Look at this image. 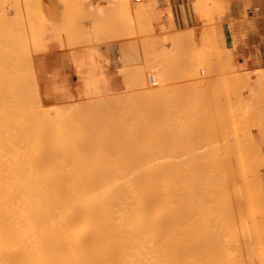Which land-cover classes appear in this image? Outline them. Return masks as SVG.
Listing matches in <instances>:
<instances>
[{"label":"bare ground","instance_id":"obj_1","mask_svg":"<svg viewBox=\"0 0 264 264\" xmlns=\"http://www.w3.org/2000/svg\"><path fill=\"white\" fill-rule=\"evenodd\" d=\"M23 2L24 1L19 2L18 0H0V264H264V152L245 153L243 152L245 151V148L242 152H236L240 150V145L239 148H234L236 150L234 153H227L226 149V153L224 152L222 154V151H224L223 149L227 147L223 144V148L219 142L220 147L223 148L219 151L221 153H214L212 151L217 147L219 148V145L213 148L209 153L206 149H209V147L213 145L210 140L208 142V144L210 143V146L208 148H206L207 146H204V148H206L204 151H206L207 154H201V149L203 148L200 149L201 151L199 154L191 152L187 153V151H184L186 154H182L184 152L181 154L177 153L179 152L180 147L177 152L174 149H176L175 147H178L177 141H179L178 139L182 136L176 138L177 146H173V142L175 144L174 140L176 139L172 138V140H170V132H166L169 130V125H166L165 122H167V119L170 120L169 115L172 116L175 114L177 121L175 122L176 119L173 115L171 118H173L172 121L174 122L168 120V123L173 127L176 124L179 129L180 127H185L187 122H190L188 120L191 119L190 126L192 125V127L188 125L186 127H189L192 130L194 126L197 128V126L200 125V121L198 122V120H196L198 123L196 126L194 118L197 116L196 114L198 112H196V116H192V118H189V116L194 114L189 115L188 113V116L185 115L189 118H187L188 120H185L186 117L184 119L182 116L186 122L182 119H178L179 117L177 114L178 112L180 113L181 108L184 105H182L177 113L175 110L176 108L178 109L179 106L175 104L177 107L175 106L174 108V105L173 107L171 106L172 103L167 105L170 102L167 103L165 97L168 95L170 100L173 98L172 96H169L170 92H167L168 94H165L166 96H164L165 92L141 93L143 94V98L154 99L153 101L155 103L158 100H155V98H159L163 95L164 98L161 97L163 98V103L166 101L165 105H167V107L170 106V108L172 107L174 113L170 114L169 112H172V110H170V108L164 109V107H166L164 106L163 108L160 107V111H163L164 109L165 113L157 111L159 113L157 116L156 112H154V110H157V107L156 109L154 108L155 105L151 107V109L143 106L140 108H143L141 112L137 111V113H141H138V118H140L139 128H135L138 123L136 125L133 122H136L138 119L135 120L134 117L130 124H125V121L127 122V120L123 122L119 121L118 118L120 115L117 116V113L119 112H115L113 108V114H117L115 116L117 117L118 123H124L123 126L121 125L122 128H119L120 126L118 127V125L117 128H115L116 119L115 116H113L112 111H110V108L113 106L110 108L105 106L110 111L109 113L108 110H106V113L111 114L109 115L110 118H108V120L114 118L113 121L115 125L113 126V131L110 130L112 126L109 129L107 128L110 127L108 125L112 124L113 121L111 120V124H104L105 127L107 126L106 128L101 126L103 124L100 125L99 122L98 124L90 123L91 118L81 114L83 103H81L82 107H80L82 109L81 113H79L78 108H74L80 106L73 105L74 101L72 104L70 103V108L68 103V105H66L68 106L67 109L58 107L64 111L69 109L70 111L72 110V113L70 112L71 114L66 111L68 116L70 115L69 117L66 116L67 114L62 110V113L60 111L57 115L59 109L56 111V108L54 109L56 114L53 113L51 115L47 110L50 111L52 109L45 107L46 105L44 103L46 102L43 100L44 97L47 95L49 96L53 87H51L49 93H47L48 91H44L47 94H43V100L41 98L44 107L47 109L46 110L36 93V88L33 89L36 85H31L32 82H35L33 81V73H29V71L26 73L27 75H24V72H27L30 69L28 67L22 69V67L29 65L31 68V63L28 62V50H26L27 54H24V52H26L25 47H28H24V44H26V40L24 39L28 37V34H26V38H23L24 30L21 29L23 25L21 27L19 26L22 23L19 21L21 20V13L19 14L20 10L18 9H21L20 3ZM121 2V9H123L122 4L125 8L129 6V0H122ZM29 3L27 4L28 6L26 5L23 7L25 10L27 9V12L31 5ZM58 5L61 6L60 4ZM67 6L69 8V3ZM9 8H12V11H10ZM7 9L12 12V14L14 13L13 15L10 14L11 17L13 16L12 20L10 16L8 19ZM15 12L19 15H16L17 23L14 21L16 18L14 17L16 14ZM31 12L32 11H30V13ZM22 13L25 16V13ZM12 22L15 26L12 25ZM35 23L34 20V24ZM23 28L26 30V26H23ZM39 28L40 25L38 29L35 27V31H33L34 33L37 32L36 35H38ZM67 30L68 29H66V31ZM81 31L83 32V30ZM39 33L41 34V31ZM219 35L222 39V31H220ZM39 37L41 39V36ZM39 37L34 40H32L33 37H31L30 41L27 38L29 48L32 41L35 42L36 40L39 43ZM34 42H32L31 45L33 44L35 46L36 42L35 44ZM71 42L73 43V40ZM213 45L215 47L214 43ZM38 46L40 45L38 44L34 48ZM22 49L24 50L22 51ZM35 54H38V52H34V55ZM25 55L28 57H26L27 60L26 58L24 59L27 61V63L24 64L21 59H23V56ZM20 56L23 58H20ZM229 66L230 64L227 63L225 68L228 69ZM26 68L28 69L27 71H25ZM236 68L238 69V66H236ZM39 71H41V69ZM229 72H231L230 69ZM28 77L33 79L29 78L30 80H28ZM46 78L47 77L44 79L43 77L44 80H46ZM86 78H89V76ZM99 81L100 78L98 82ZM91 83L88 82V84ZM94 83L98 85L97 81ZM250 83L252 85L251 81ZM256 83L257 82H255V84ZM245 84H247V81ZM245 84L241 87H244L245 89L247 88L246 92L248 94L250 93L248 96L252 94L250 92L252 91L254 92L253 98H255L254 95L257 97V93H255L258 91L257 88L260 90L262 88H260L259 83V87H257V85L254 86L257 88H254L251 85L248 86V84L246 86ZM225 85L224 87H226ZM260 85L263 86L262 84ZM198 87L199 86L196 88L197 92L196 89L194 90L195 87H191L195 91L194 92L191 89L195 96L199 93V88L202 89V87ZM88 88L89 85H87V89ZM185 88L186 87L183 88L184 90L181 88L178 89L180 91H185ZM215 88L216 87H214V90L217 91L218 89L216 88V90ZM228 88L226 87V90L223 91V93L226 92ZM204 89L206 90L204 91ZM207 89L210 90L212 87H203V90L201 91L205 92L204 96L206 95V92H208ZM55 90H57V88ZM89 90L90 89H88L86 93L89 92ZM96 90H98V88H96ZM186 90L188 91V88ZM214 90L212 89L211 91ZM231 90L229 89V93ZM234 90H237V88ZM238 90L241 91V88L239 87ZM176 91L177 90H175L174 93ZM240 91H238L239 96L237 97H240ZM62 92H58L59 95ZM99 92L100 91L96 94L97 97L99 94H103ZM52 93L53 92H51V94ZM64 94L69 95V93L63 92L61 96H64ZM90 94L92 95L93 93H89V95ZM180 94H182V98H185L183 97V93ZM201 94L203 93L200 92L199 96ZM208 94L206 96H208ZM260 94L258 96H260ZM52 95H57V93ZM103 95L101 96L103 97ZM213 95L211 94V97L209 95V97L204 98H210L209 100L211 101L212 98L214 100V97H212ZM65 96L64 98L67 97ZM199 96H196L197 100L199 99ZM216 96L217 94H215V98ZM97 97L96 100H101V98ZM115 97L116 96H114V98ZM237 97L235 95V101H238ZM261 97L263 98L264 95H261ZM60 98L63 99V97ZM118 98L119 96L115 98V100ZM180 98L178 99L179 102L181 100ZM190 98L191 97L189 96V101ZM201 98L202 97H200V99ZM234 98L228 99L234 100ZM169 99L168 101H170ZM193 99L195 98L193 97ZM202 99L198 101V103L200 102L199 105L202 104ZM96 100L94 98V102ZM102 100H104V97ZM223 100H225V98ZM85 101V104H87L88 100ZM129 101H131L130 98ZM153 101L150 100L149 102L151 103ZM227 101L228 100L225 102ZM91 102L89 101L88 104L92 106L93 104H91ZM131 102L133 104L135 101L132 100ZM196 102L197 101L195 100V103ZM262 102L264 103V100ZM77 103L80 104L79 102ZM98 103H95L94 105ZM128 103V106H125L127 108H129L130 105ZM215 103L216 102H214V104ZM239 103L242 102H237L235 105H240ZM214 104L211 101L208 106H214ZM229 104L227 105L226 103L224 106L228 107ZM242 104H244V102ZM107 105H109V103ZM161 105L163 104L161 103ZM188 105L189 103L187 106ZM248 105L252 106L254 103ZM194 106L196 107V105ZM221 106L223 107V105ZM221 106L219 109H221ZM245 106L247 107V105ZM63 107H65V105ZM192 107L191 111L193 110ZM215 107L213 109H215ZM133 108L135 109L134 106ZM74 109H77L78 113H74ZM199 109L201 108L199 107ZM219 109L216 111H219ZM243 109L245 110V108ZM86 110L89 111L88 109ZM204 110L205 109H203L201 115L204 114ZM209 110L211 111L210 108ZM227 110L229 111V107ZM133 111L135 112V110ZM151 111H153L156 116H153ZM246 111L248 112L249 110L243 112L246 113ZM239 112L236 111L234 113L236 114ZM127 113L129 112L127 111ZM244 113L241 112L243 115ZM59 114L65 115L62 117L60 116L62 120L64 119L63 121H61ZM103 114L104 113L101 114L102 119L104 117L103 120H107L105 117L107 114L105 116H103ZM180 114L182 115L184 113ZM229 114L228 116H231ZM249 114L250 113L245 116H248ZM125 115L126 114L123 116ZM132 115L130 114V117H132ZM234 115L231 116V119H234L233 124L235 126V120L238 119L236 117L239 115L238 117L240 118V114H236L235 117ZM251 115H254L253 111ZM91 116L92 114H90V117ZM98 116H100V114ZM161 116H163V118ZM245 116H242L243 119L241 120H244ZM257 116L259 117L260 115H256V119L258 118ZM159 117L162 118L161 120H165L164 122L160 120V122L165 124V129L163 130H166L165 132L167 134L163 132L161 128L158 129L159 132L162 131V133L158 132L159 134H157L158 130L156 127H159L161 124L158 123ZM202 117H204V115ZM202 117L200 116V118ZM206 117L207 120L205 117L203 118L205 119V122H202V128L198 127L200 129L199 131H197L198 129L196 130L195 127L193 128V131H196V133L199 132L196 134L197 136L199 134L201 135L205 130H209V128H207L208 123L206 124V121L209 122L208 115ZM254 117L251 119H254ZM262 117L261 120L260 118H258V120L262 121L264 116ZM126 118L128 117H125V119ZM197 118L199 119V116ZM231 119L230 123L232 122ZM251 119H249V123L252 121ZM108 120L104 121V123H110ZM258 120H256V122ZM213 121L215 123V120ZM221 121L220 123H222ZM260 121L257 123L255 122L256 124H259L258 127H261L262 123L260 124ZM192 122L193 124H191ZM228 122L226 123L228 124ZM243 122L248 124L245 121ZM156 123L158 124L156 125ZM163 124L160 127H162ZM250 124L252 125V123ZM179 125L181 126L179 127ZM234 126L231 124L232 129L234 128L233 131L236 138L238 135H236ZM184 127L180 129L182 132L180 130L178 132V129H176L178 135H183V132H185ZM262 127H264V125ZM212 128L210 129L211 131ZM243 128L244 127L241 126V129ZM248 129H251V127ZM255 129H257V127H255ZM201 130H203V132ZM215 130L217 131V129ZM188 131L190 130L188 129ZM247 131L249 132V130ZM172 132V134H175V130H172ZM164 133L168 136H164ZM185 133H187V131ZM205 133L208 134L209 132L205 131ZM114 134L117 136L115 139L113 136ZM160 134H163L162 136H164L161 138L167 140L166 142L162 139L166 142L165 145H168L169 141L172 142V146L170 145V142L169 145L172 149L174 148V152L172 151L171 153V151H169L170 153H165V146L160 149L164 143L161 141L160 146H158L159 139L158 142L155 139V136H160ZM177 134L175 135L177 136ZM207 134L205 135L207 136ZM219 134L221 135V133ZM136 135L139 137L137 136L138 138H136ZM248 135L250 134L248 133L247 137ZM103 136H107L105 138L111 136L108 140L112 139L113 136V139L109 140V143H111V141H120V144H122L120 150L117 149V147L119 148L118 142V144L113 142L115 145H110L113 147L117 145V147L114 148L120 152L118 151L112 155L111 153L115 151L113 148L112 151L110 150V155L108 151L109 148L106 149L107 152H104L103 147L99 145ZM171 136L173 137V135ZM166 137L169 138V141ZM191 137L193 139V135ZM191 137H187L186 140L188 143L192 141ZM201 137L199 136V138ZM208 137H210L209 134ZM232 137H230L232 140H236L233 135ZM250 137L247 142H249ZM261 137L263 136L261 135ZM261 137L260 140H262ZM183 138L184 136L181 138L182 142ZM230 138H227L229 142ZM154 139L156 141H154ZM189 139L191 141H189ZM221 139L222 138L220 137V140ZM237 139H239V137ZM105 140L103 142L106 143V145L109 144ZM121 140H126L125 142H128L127 147ZM199 140H203L204 143H207L204 141L207 140L205 137L198 139V141L195 140V142H198L199 145H201ZM234 140L229 144H233ZM251 140L253 139L251 138ZM260 140L259 143L261 144L262 141ZM242 141L241 144H243ZM156 142L157 144L155 146ZM179 142L182 144L181 141ZM236 142H234L233 147L236 146ZM188 143V149L190 145H194L193 141L191 144ZM122 146L124 149H122ZM156 147L157 149L159 147L160 151H157V149L155 150ZM248 147L250 146L247 145L246 149ZM256 147L257 145L255 146V149L257 150ZM181 148L184 149V146H181ZM186 148L187 147H185V149ZM230 148L229 150H233ZM88 150H91V152L93 151L94 153L88 155L85 153L89 152ZM161 150L165 152H161ZM258 152H260V150Z\"/></svg>","mask_w":264,"mask_h":264},{"label":"rangeland","instance_id":"obj_2","mask_svg":"<svg viewBox=\"0 0 264 264\" xmlns=\"http://www.w3.org/2000/svg\"><path fill=\"white\" fill-rule=\"evenodd\" d=\"M18 1L19 2L20 1L26 2V3H24V2L20 3L21 9H18V10H20L19 14L21 13V20H22L21 21L18 19L22 23L19 26L20 27L22 25L24 27L26 26L27 31L25 30V28H23V26L21 27V29L24 30L23 33L25 35L28 34V37H27V35L25 36L23 33H21V34H23V38L27 37L29 39V37L31 36V37H33L32 40H34L37 37L41 36V39L39 37V43L36 40H35L36 44L34 41H32V42H34L35 46H37L38 44L40 46L34 48L35 46L33 44L31 45V43H32L31 42L30 43L31 49L29 48L28 39L27 38L24 39V40H26V44H27V45L24 44V47L28 46L27 48L25 47V51L28 50L29 57L25 55V56H23L24 58L22 56H20V58L21 57L23 58L21 60H23V63L25 64V63H27L26 57H28V62L31 63V68H30V65L24 66V67H22V69L23 68L25 69V67H28L30 70H28L26 68L25 71L28 70L27 72H24L23 70L22 71L24 72V75L26 73H28L29 71H30L29 73H31V72L33 73L34 79L30 78L31 75L29 74L30 77H28V80L33 79V81H35V82H32L31 85L32 86L36 85V87H34L33 89L36 88V93H37L42 104H43V102H42L43 94L46 93L44 91H48L47 93H49L51 87H53L49 93V96L44 95L46 97H44V100H43L46 102V103H44L46 105L45 107H47L48 109H52L50 111L47 110L43 104V107L51 115L53 113L56 114V111L59 109V111L57 112V115H58V113H60V111L62 110L58 107L67 109V107L69 106V108H70L71 104L75 101L76 103L77 102L80 103V104H78V103L76 104L75 102L73 103V105H75V106L80 105L79 107H74V108H78L79 113H81L82 109L80 107H82L81 103H83V107H82L83 110H82L81 114L86 115V117L89 116L88 118H91L90 123H92V124H94V123L98 124V122H99L100 125L103 124L101 126L106 128L107 127V126L105 127L106 123L111 124V121H113V119H114L111 117L112 120L111 119H110L111 121L108 120V118H110L109 115H111L109 113H110V111H112V114H113V108H114L115 112H119V113H117L118 115L115 114L117 116L120 115L118 118L119 121L123 122V121L127 120V122L125 121V124L126 123L130 124V123H132L131 121H133L132 118L134 117L135 120L138 119L136 122H133L136 125L138 123L137 127H135V128H139L140 118H138L139 117L138 113L141 114L140 112H141V110H143V108L140 109L141 107L146 106L147 108L149 107L151 109V107H153L155 105L154 108L156 109V107H157V110H154V112H156V114L158 116V114H159L158 112L165 113L164 109L170 108V106L167 107V105H169L171 103H172L171 106L173 107V105H174V108L176 105L179 106L178 109L176 108L177 111L174 109L176 113L178 112V110H180L182 105H184L180 111V113H184V114L181 115L178 112V114H177L179 117L178 119H182L183 121H185V120H188L189 118H192V116L197 115L194 118V121L196 122V126L198 125L196 120H198V122L200 121L199 122L200 125H198L197 128L195 126L194 127L196 128V130L198 129L197 131H199L200 130L199 128L200 127L202 128V126H203L202 122H205L204 121L205 119L207 120L206 116L208 115V118H209L208 121L209 122L206 121V124L208 123L207 128H209V130L208 131L205 130V131L209 132L208 134L210 137H208V134L205 133V131L203 132V130H201L203 133H201V135L199 134L197 136L196 134L199 132L196 133V131H193L194 127L192 128V130H191V128L186 127L187 125L190 126L191 119L188 120L190 122H187L185 127L183 126L185 128L184 129L185 132L187 131V133L188 132L189 133L187 134V133L183 132V135H181L180 133H179L180 135H178L176 132L177 131L176 129H178V132H179V130L182 129L183 127H180L181 125H179V127H180V129H179L176 124L173 127L172 125H170L168 123L169 121L174 122V121H172L173 118H171L173 115H174V118L176 117L175 114H173L174 113L173 108L171 107L170 110H172V112H169V113L170 114L172 113L173 115L172 116L169 115V113H168L169 109H168L167 113L170 117V120L167 119V117H166L167 122H165L166 125L167 124L169 125V127H168L169 130L168 131L163 130V129H165V124H163V122L165 120L164 119L161 120L163 118V116H161L162 118L159 117V121L157 120L159 124L161 123L160 120L163 121L160 124V126L162 124H163V126L162 127H160V126L156 127V125L158 124V123H156L155 127L158 130L157 134H159L160 132L162 133V131L159 132L160 128H161V130H163V132H165V131L170 132L169 133L170 134L169 137L171 138L170 140H172V138L176 139L178 136L179 137L184 136L185 139L183 138V142L181 139L182 137L178 139L179 141H181L182 144H180V142L177 141V139L176 140L173 139L175 141V144L173 142V146L178 145V147H175L176 149H174V148L173 149L176 150V152H177L178 148L180 147L179 152H177V153L181 154L182 152L187 151V153L191 152L194 154H196V153L199 154L200 151L202 150L201 154H203V153L207 154L208 151L210 153V151L213 148L217 147L219 145V142L221 143V146L223 148H224V146L227 148L223 149L219 145V148L218 147L216 148L218 150H216V149H214L215 151L212 150L214 153H221L219 151H221L222 149L224 150V151H222V154L226 151V149H227V151H226L227 153H231V152L234 153L236 151L235 149L239 148L240 145H241L239 148L240 150L236 151V152H242L244 150V148H245V151H243V152H245V153H256V152L257 153H263L264 152V148H263L264 147V134H263L264 127H262L264 125V123H263L264 119H262V121H260L261 118H263L262 116H264V114H263L264 111H262V110H264V103L262 102L264 100V97L263 98L261 97V95H264L263 94L264 93V91H263L264 90V87H263L264 83H262V82H264V0H138V1L129 0V6L127 8H125L124 5L122 4L123 9H121L122 7L120 4V3H122L121 2L122 0H68V1L67 0H63V1L62 0H59V1L58 0H56V1L55 0H35V2H34V0H18ZM70 1H71V3H70ZM28 3L31 4L30 5L31 9L28 7L29 9L27 12L26 11L27 9L25 10V8H23V7L26 6ZM68 3H69L70 10L67 6ZM58 4H60L61 6H59ZM9 10L12 11V8L11 9L9 8ZM10 11H8V9H7L8 19H9L10 14L11 15L14 14V13L12 14V12H10ZM30 11H32V12L30 13ZM22 12L25 13V16L23 15ZM32 13H34V14H32ZM69 14H71V15H69ZM16 15H17V13L15 14L14 17H16ZM17 16H19V15H17ZM23 16L25 17V20H24ZM12 17L10 16L11 20H12ZM15 19H14L15 23H17V17ZM34 20L36 22L35 24H34ZM47 21H49V22H47ZM67 22H68V24H67ZM12 25L15 26L13 22H12ZM39 25H40V28L38 31L39 32L41 31V34L38 32V35H36L37 32L34 33L33 31H35V27L38 29ZM33 26H34V28H33ZM226 26L228 27L227 30H229L230 36L228 35V32L226 31ZM30 27H32L33 30ZM223 28L226 31L225 32L226 35L229 36L227 46H225L223 38L221 39V36L219 35L220 31H222V33H223V30H224ZM66 29H68V30L66 31ZM80 29L83 30L84 34ZM22 30H21V32H22ZM80 31H81V35H80ZM30 32H32V33H30ZM69 36H71V37H69ZM31 37H30V39H31ZM78 37H79V40H78ZM30 39H29V41H30ZM213 39H214V42H213ZM72 40H73V43L71 42ZM74 42H76V43H74ZM213 43L215 44V47H214ZM69 46H71V47H69ZM38 48H39V51H38ZM23 50L24 49H22V51ZM34 52H38V54L34 55ZM21 53H23V52H21ZM25 53L27 54V51L24 52V54ZM25 58H26V60H24ZM37 58H38V61H37ZM29 59H30V61H29ZM24 61H26V62H24ZM36 63L38 64V66H41V67H38ZM227 63L230 64L229 68L227 67L228 69L225 68ZM236 66H238V69L236 68ZM31 69H32V71H31ZM40 69H41V71H39ZM229 69L231 72H229ZM89 72H90V74H89ZM38 74H40V75H38ZM41 74H42V77H41ZM43 75H45V76H43ZM85 75H87V76H85ZM88 76H89V78H86ZM39 77H40V79H39ZM43 77H44V79H45V77H47L46 80H44ZM99 78H100L99 82H102V83L98 82ZM38 80L40 81V83ZM96 81H97L98 85H96L94 83ZM246 81H247L248 86L251 85V83H250V81H251L252 82L251 86L254 87L255 85H257V87L260 86V88L261 87L263 88V89L261 88V90H260L257 87H254V88H257V90H258L255 92V93H257V97L254 95L256 100H255V98H253L254 92L250 91L252 93L251 94L252 96L251 95L248 96L250 93L248 94L246 92L247 88L245 89L244 87L243 88L241 87V86H244ZM88 82H90V83L92 82V83L88 84ZM255 82H257V83L255 84ZM258 83H259V86H258ZM238 84H239V86H238ZM247 84H245V85L247 86ZM260 84H262L263 86H261ZM87 85H89L88 89H90L92 92L89 90V92L86 93V91H88ZM224 85L227 88L228 87L229 88L226 92L223 93V91L226 90V87H224ZM90 86L92 89L90 88ZM197 86L202 87V89L199 87L198 88H199V93L200 92L203 93V94H201L203 96H201V95L199 96V93H197L196 96H199L198 100L196 99V96L193 93V91L197 88ZM213 86L216 87L219 91L216 88L215 89L217 91H215ZM182 87L183 88L186 87L185 91H182V90H184ZM191 87L192 88L195 87L194 90ZM203 87H205V88H207V87L211 88L212 87V89L214 91H211L212 89L208 90L209 89L208 88L207 89L208 92H206V95L208 93L209 94H208V96H206V95L204 96L205 92L201 91V90H203ZM239 87L241 88V91L238 90ZM56 88H57V90H55ZM63 88H65V89H63ZM96 88H98V90H96ZM178 88L179 89L181 88L182 90L180 91ZM187 88H188V91L186 90ZM232 88H234V89L237 88V90H234ZM229 89L230 90L232 89L230 93H229ZM175 90H177V91L174 93ZM205 90L206 89H204V91ZM40 91H42V92H40ZM62 91L64 93H69V95L64 94V96L65 95L67 96V97L65 96L66 98H64V96H61V94L63 93ZM98 91H100L99 93H103L104 95L99 94L97 97L96 94L98 93ZM189 91L191 94L189 93ZM238 91H240V97H237V96H239ZM51 92H53L52 94L57 93V95H52ZM58 92H62V93H60V95H59ZM154 92L155 93L156 92H162V93L165 92L164 96H166L170 92L169 96H172L174 99L170 97L172 99V100H170L168 95H167L166 96L167 98L165 97V99H167L166 100L167 103L168 102H170V103L165 105L166 101H165V103H163L164 96L162 94H161L162 95L161 97H163V98H161V97L155 98V100L156 99L159 100V101L157 100L159 103L157 101L155 103L153 101L154 99H148L147 98L149 101L150 100L153 101L150 103L146 98H143L144 93H154ZM196 92H197V89H196ZM213 92L214 93L216 92L215 93V94H217L216 98H215V94ZM71 93H72V95H71ZM89 93H93L94 95L93 94H92L93 96L91 94L89 95ZM141 93H143V94H141ZM180 93H183V95H184L183 97H185V98H182L181 97L182 94H180ZM260 93H262V94H260ZM211 94L212 95L214 94L212 97H214V100H215L214 101L212 98L211 99L212 103L213 104H214V102H216V103L214 104V106L211 105L209 107L208 105L211 103V101L209 100L210 98L206 99L204 97H209V95L211 97ZM259 94H260V96H258ZM58 95L60 97H63V99H61ZM101 95H103L104 100H102L103 97ZM235 95L238 98V101H235L236 100L234 98ZM53 96H55V97H53ZM114 96H116L115 98H117L119 96V98L117 100H115ZM189 96L191 97L190 101H189ZM96 97L101 98V100L97 99V100H99V101H97ZM178 97L179 98L181 97L180 102L178 101V99H179ZM193 97L195 99H193ZM200 97L203 98V99L201 98L202 99V102H201L202 106L199 105L200 102L198 103V101L201 100ZM220 97H222V98H220ZM223 97L225 98V100H223L224 99ZM41 98H42V100H41ZM94 98L97 102L96 101L94 102ZM129 98L131 101L133 100L135 102L132 104V102L129 101ZM228 98H231V99L234 98V100H231ZM239 98H240V100H239ZM90 99H93V100H90ZM107 99H109V100H107ZM168 99L170 101H168ZM85 100H88L87 104H85V102H86ZM105 100H106V102H105ZM114 100L117 102H115ZM127 100L129 101V103ZM173 100H175V101H173ZM195 100L197 101L196 103H195ZM217 100H219V101H217ZM220 100H221V104H220ZM226 100H228V101L225 102ZM230 100H231V103H230ZM243 100H245V101H243ZM89 101L90 102L92 101L91 102V104H93L92 106L90 104H88ZM176 101L178 102L179 105L177 104ZM183 101L185 104L183 103ZM107 102L109 103V105H107L108 104ZM112 102H113V104H112ZM173 102H174V104H173ZM187 102L189 103L188 106H187V104H188ZM203 102H204V104H203ZM234 102H236V103L237 102H242V103L244 102V104L239 103L240 105L237 104V106H236L235 105L236 103H234ZM260 102L262 103V105ZM95 103H98L100 105H98V104L94 105ZM127 103L130 104L129 108L125 107V106H128ZM153 103H155V104H153ZM161 103L163 105H161ZM226 103H227V105L230 103L228 106L229 111L227 110L228 107L224 106V105H226ZM250 103H254V105L249 106L248 104H250ZM255 104L257 105V107ZM64 105L66 108L63 107ZM66 105H68V106H66ZM114 105H115V107H114ZM132 105L135 107V109L133 108ZM194 105H196L197 108ZM221 105H223V107ZM233 105H235L236 107ZM245 105H247V107ZM99 106H100V108H99ZM105 106H107L108 108H110L111 106H113V107H111L110 111H109L107 109V107H105ZM164 106H166V107H164ZM190 106L195 107V108L192 107L193 112L191 111ZM215 106L216 107L218 106V107L216 108ZM220 106H221L222 110L219 109ZM160 107L161 108L164 107L163 111H160L161 110ZM186 107H188L189 109ZM199 107L201 109H199ZM202 107H203V109H205L204 114H203L205 119H203L204 117H202L203 115H201V113H203ZM214 107H215V109H213ZM230 107L233 109H231ZM55 108H56V111H54ZM137 108H139V109H137ZM209 108L211 109V111L213 109L214 112L213 111L211 112L209 110ZM243 108H245V110H249L250 112L246 111V113H244L245 110ZM246 108H249V109H246ZM255 108H257V109H255ZM86 109H88L89 111H87ZM184 109L185 110L188 109V110L185 111ZM217 109H219V111H216ZM230 109H231V112H230ZM78 110L74 109L73 111H74V113L75 112L78 113ZM98 110H100V111H98ZM106 110H108L109 113H106L107 112ZM123 110L125 113L123 112ZM133 110H135V112ZM51 111H53V112H51ZM62 111H64V110H62ZM62 111H61V113H62ZM66 111L69 112V114L72 113V110L70 111V109L65 110L64 112L66 113ZM96 111L98 114L96 113ZM127 111L129 113H127ZM137 111H140V112L137 113ZM232 111H233V113L236 111L237 112L240 111L239 113H236L237 115L240 114V118L238 117L239 115L236 117L239 120L238 119L235 120L236 121L235 126L233 124L234 119L233 120L231 119V116H233L235 114V113L233 114ZM252 111L254 114L253 116L251 115ZM89 112H90V114H92L91 117H90ZM151 112H152L153 116H156V115H154L153 111H151ZM196 112H198V113L195 115ZM241 112L244 113V115L241 114ZM257 112H259V113H257ZM102 113H104L103 116H105L107 114V116H105V117L108 121H110V123L109 122L104 123V121H107V120H103L104 117L102 119V117H101ZM188 113H189V115L190 114H194V115H190L191 117L189 116V118H188L187 117ZM209 113H210V115H209ZM248 113H250V114L248 116H245ZM55 114H54V116H55ZM66 114L65 115L68 116V113H66ZM99 114H100V116H98ZM124 114H126V115L123 116ZM130 114L131 115L133 114L132 117H130ZM217 114H219L220 116L219 115L216 116ZM228 114L231 116H228ZM236 114L234 115V117L236 116ZM65 115L59 114V117L60 116L62 117ZM93 115L97 116L98 118L94 117ZM115 115L113 114V116H115ZM185 115H187V116H185ZM212 115L214 116V118ZM256 115H260L259 117L257 116L258 118H260V120H258V118L256 119ZM182 116L184 117V119L186 117V119L184 120ZM198 116H199V119L197 118ZM200 116L202 118H200ZM242 116H245L244 120H241V119H243ZM61 117H60V119H61V121H63L64 119L62 120ZM93 117H94V119H93ZM122 117H124V118H122ZM125 117H128V118L125 119ZM129 117L131 120L129 119ZM180 117H182V118H180ZM253 117H254V119L258 120L257 122L260 121V124L261 123L263 124V125L261 124L262 129L260 126H259L260 128L258 127L259 124H256L257 123L256 120L251 119ZM120 118H122V119H120ZM115 119H116L115 120L116 125L114 124V121H113L112 122L113 125L111 124V125H108L110 127H107L109 129L112 126V128L110 129L112 131H113L114 125L116 126L115 128H117V125H118V127L120 126L119 128H122V126L124 124L121 122H120L121 124H119L116 116H115ZM175 119H176L175 120V122H176L177 118H175ZM210 119L215 120V123L216 122L217 123L215 124L214 121L212 120L213 121L212 122ZM230 119L232 121L231 123H230ZM249 119H251L254 122V123L252 121L250 122V123H252V125L248 122V121H250ZM97 120H100L103 123H101L100 121H97ZM221 120H223V121H221ZM237 120H238V123H237ZM220 121L222 123H220ZM243 121L247 122L248 124H245ZM193 122L191 124H193ZM226 122H228V124ZM231 124H232V126L235 127L236 135H238L236 138H235V133L233 131L234 128L232 129ZM236 124H238L239 126ZM209 125H210V127H209ZM204 126H205V123H204ZM241 126L244 128L241 129ZM170 127H173L174 129L170 128ZM190 127H192V125ZM214 127H216V128H214ZM250 127H251V129H248ZM255 127H257V129H255ZM211 128H212V131L210 130ZM258 128H259L260 132H259ZM188 129L190 131H188ZM205 129H206V127H205ZM215 129H217V131ZM231 129H232V131H231ZM172 130L173 131L175 130V134H177V136L175 134H172L173 133ZM247 130H249V132ZM246 131H247V133H246ZM261 131H262V133H261ZM212 132H214V133H212ZM240 132L242 133V135ZM257 132H259V133H257ZM165 133H164V136H168V135H165ZM190 133H191V135H190ZM204 133L207 134V136ZM219 133H221L222 136ZM237 133H239V134H237ZM245 133H246V136H245ZM248 133L250 135H248V137H247ZM137 134H139V133H137ZM211 134H212L213 138L211 137ZM228 134H229V137H228ZM230 134H232L234 136V138L236 139V140L233 139L234 142L237 141L236 142L237 144L235 147H233L234 142H233V144H229V143H232V141H233L232 140L233 137ZM258 134H259V136H258ZM162 135L163 134H160V136L159 135L155 136L156 137L155 139L157 140V142L159 139L158 146H160L161 141L164 143V145H162V147H160V149L165 146L164 148H165L166 152L162 151L164 149H162L161 152L170 153L169 151H171V153H172V151H173V149L171 147L172 142H170L169 138L166 137V139H168V141L171 143L170 144L171 146L169 145V142H168V145H165L167 140H165V138H161V137H164ZM171 135H173V137ZM192 135H193V139L191 137ZM239 135H241V136H239ZM261 135L263 137H261ZM113 136H114V139H115V137L117 138V136L115 134ZM113 136H112V139H113ZM137 136L138 135H136L135 137L138 138L139 136L138 137ZM199 136L200 137L202 136V137L199 138ZM105 137H107V136H103V138L101 139L102 141L99 144L100 146L103 147L104 152H107L106 149L109 148L108 151H109V155H110V153H111L110 150L112 151V148H113V150H115L114 147H117V145L114 147L110 146V145H115L114 144L115 142H116V144L119 143V145H118L119 148L117 147V149L120 150V148H121L120 146L122 145V144H120L121 143L120 141L119 142L118 141H115V142L111 141V143H109L110 142L109 140H112V139L108 140V138H110L111 136H109L108 138H105ZM187 137L188 138L191 137V140L194 143V145L189 146V149H188V145H187L188 141L186 140ZM194 137H195V139H194ZM203 137H205V139H207V140H204L207 143H204L203 140L202 141L199 140L201 145H199L198 142H195V140L198 141V139H202ZM220 137L222 138L221 140H220ZM226 137L228 139L230 137H232V138H230V142L227 140ZM238 137H239V139H237ZM249 137H250V140H251V138L253 140H251V141L249 140V142H247ZM260 137L262 140H260ZM208 138H209V140H208ZM214 138H216V139H214ZM105 139H107V140H105ZM155 139H154V141H156ZM162 139H164L166 142H164ZM104 140L107 141V143H109V144L106 145V143L103 142ZM184 140H186V141H184ZM191 140L189 139V141H191ZM223 140H224V142H223ZM259 140L262 141L261 142V144L263 143L262 145L259 143ZM125 141L123 140L122 142H124L126 144V147H127L128 142H125ZM176 141L178 144L176 143ZM209 141L214 146L212 144H211L212 146H210L209 145L210 143L208 144ZM215 141H216V144H215ZM217 141H218V143H217ZM226 141H227V143H226ZM241 141L243 142V144H241ZM157 142L155 143V146H156ZM191 142H189L188 144H191ZM202 142L204 143V145ZM183 143H185V144H183ZM238 143H240V144H238ZM223 144H224V146H223ZM247 145H249L250 147H248L246 149ZM256 145H257V147H256L257 150L255 149ZM181 146L182 147L184 146V149L181 148ZM193 146H194V148H193ZM204 146H207L206 148H208L209 146L210 147H209V149H206V148H204ZM185 147H187V148L185 149ZM230 147L231 148L233 147L232 148L233 150H229ZM201 148H203V149H201ZM122 149H124L123 146H122ZM156 149H157V147L155 148V150ZM181 149H182V151H181ZM191 149L192 150L194 149V150L192 151ZM205 149L207 150V152L204 151ZM252 149H253V151H252ZM116 150L113 151L111 154L113 155L119 151V150H117V151ZM158 150H159V147H158L157 151ZM259 150H260V152H258ZM88 151L90 152V154H89V152H85L88 155H91L94 153L93 151L91 152V150H88ZM122 151H125V150H122ZM197 151H199V152H197ZM213 152H211V153H213ZM182 154H186V152H184Z\"/></svg>","mask_w":264,"mask_h":264},{"label":"crops","instance_id":"obj_3","mask_svg":"<svg viewBox=\"0 0 264 264\" xmlns=\"http://www.w3.org/2000/svg\"><path fill=\"white\" fill-rule=\"evenodd\" d=\"M223 29H224V28H223ZM227 29H228V27L226 26V31L228 32V35H229V30H227ZM226 31H225V29L223 30V40H224V44H225V46H227L228 38H229V36H230V35H229V36L226 35V33H225Z\"/></svg>","mask_w":264,"mask_h":264},{"label":"built area","instance_id":"obj_4","mask_svg":"<svg viewBox=\"0 0 264 264\" xmlns=\"http://www.w3.org/2000/svg\"><path fill=\"white\" fill-rule=\"evenodd\" d=\"M136 1H138V0H136Z\"/></svg>","mask_w":264,"mask_h":264}]
</instances>
